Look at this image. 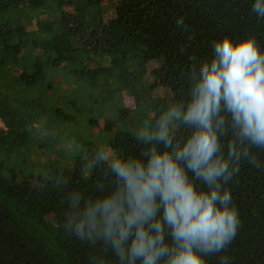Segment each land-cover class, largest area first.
Segmentation results:
<instances>
[{
  "label": "trees",
  "instance_id": "trees-1",
  "mask_svg": "<svg viewBox=\"0 0 264 264\" xmlns=\"http://www.w3.org/2000/svg\"><path fill=\"white\" fill-rule=\"evenodd\" d=\"M64 2L0 0V17L11 6L23 4L24 10L21 17H5L0 25V264H123L102 236L81 237L69 226L70 216L87 203L112 197L123 181L112 163L96 159L103 151L67 156L66 164L60 163V153L66 152L59 142L74 132L72 123L61 126L51 96L56 71L63 63L75 67L79 61L86 64L94 59L103 64L108 59L116 62L114 83L125 79L129 88L143 92L153 114L150 128L154 133L169 108L186 110L199 69L214 58L216 42L228 37L239 43L252 36L264 52V17L253 11L256 0H118L116 17L107 23L100 0H73L80 9L76 17L82 20L69 28L52 23L47 31L55 43L48 52H40L38 36L26 27L35 15L46 13L51 20ZM55 25L63 26L59 34ZM24 52L33 55V61L24 62ZM149 60L160 63L162 98L148 97V89L138 80ZM81 93H73V103ZM173 123L179 125L173 132V145L182 146L194 129L182 121ZM112 127L108 120L102 131L112 135L109 149L116 154L115 160L147 164L151 149L170 151L157 140L145 143L141 129L114 131ZM219 139L220 155L228 159L230 149L239 144L235 129L229 127ZM242 151L248 157L232 162L239 170L227 183L220 181L231 193L238 227L223 251L203 257L206 264H221L222 258H227L226 264H264V147L245 142ZM44 156L56 160L48 164V176L26 171ZM188 177L196 190H209L193 172ZM74 194L80 197L75 211L71 206ZM166 242L171 244L167 232Z\"/></svg>",
  "mask_w": 264,
  "mask_h": 264
},
{
  "label": "clouds",
  "instance_id": "clouds-1",
  "mask_svg": "<svg viewBox=\"0 0 264 264\" xmlns=\"http://www.w3.org/2000/svg\"><path fill=\"white\" fill-rule=\"evenodd\" d=\"M253 11L264 17V0H256ZM173 121L194 129L182 146L173 145ZM229 127L239 144L225 159L219 137ZM140 138L145 143L157 140L170 151L151 149L147 164L115 160L111 168L122 187L103 202L87 203L69 217V226L81 237L102 236L123 264H206L203 257L223 251L239 223L231 193L220 181L227 183L239 170L233 161L248 157L242 151L245 142L264 147V52L256 38L216 42L214 58L199 69L186 110L169 108L156 131L146 126ZM105 158L97 153V160ZM249 162L254 163L251 158ZM188 172L209 190H196ZM71 199L75 211L80 197Z\"/></svg>",
  "mask_w": 264,
  "mask_h": 264
},
{
  "label": "rangeland",
  "instance_id": "rangeland-1",
  "mask_svg": "<svg viewBox=\"0 0 264 264\" xmlns=\"http://www.w3.org/2000/svg\"><path fill=\"white\" fill-rule=\"evenodd\" d=\"M64 1L60 8L51 14V20L46 13L35 15L31 24L26 27L28 30L31 29L35 36H38L36 39L40 52L42 50L48 52L49 46L55 43L53 35L47 31L51 29L52 23H62L64 27L69 28L76 26L82 20L76 17L80 9L75 6L73 0ZM117 1L100 0L99 6L103 10L104 23L116 17ZM21 6L23 7V4ZM21 6H14L13 9L11 6L5 9L4 17H0V25L5 17H21L24 13ZM6 12L8 13L6 14ZM63 26H56L54 31L59 34ZM96 33L99 34V31ZM23 58V61L27 63L34 59L33 55L28 52H24ZM74 63L77 64V62ZM115 64L116 62L112 59H108L105 64L94 59L86 64L79 61L75 67L71 66V62L63 63L61 68L55 70L57 73L53 80L51 96L57 103V113L60 114V121H62L61 126L64 127L72 123L74 128L73 134L67 140L62 139L59 142L61 150L66 152L64 156L60 153V163L66 164L67 156L76 157L79 154L89 156L90 153L94 154L95 149L105 152V160L113 163L116 154L109 149L112 135L102 131L108 120L112 121L114 131L127 129L130 132L140 129L143 131L146 126L151 131L153 114H150L143 92L138 87L129 88L125 79L114 83V79H117L116 71L113 73ZM160 67L159 61L149 60L144 71L137 75L143 87L148 89V97L162 98L164 95L163 75ZM83 71L85 72L83 73ZM79 92H82V96L76 103H73V93L76 95ZM91 122L93 123L91 124ZM171 127L173 132L179 130L178 123H173ZM53 150L54 148L49 152V155ZM48 156L41 157L34 164H30L26 171L32 175L48 176V164L56 161Z\"/></svg>",
  "mask_w": 264,
  "mask_h": 264
}]
</instances>
